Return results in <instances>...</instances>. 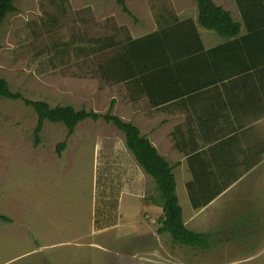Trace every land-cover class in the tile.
<instances>
[{"label":"rangeland","instance_id":"1","mask_svg":"<svg viewBox=\"0 0 264 264\" xmlns=\"http://www.w3.org/2000/svg\"><path fill=\"white\" fill-rule=\"evenodd\" d=\"M215 2L240 20L232 0ZM125 4L134 18L116 0H16L0 27V77L12 93L50 107L104 114L113 100L112 114L138 124L146 101L129 106L126 84L100 77L98 64L114 50L95 54L96 41L142 37L167 13L194 21L197 10L191 0ZM196 28L203 40L219 39ZM36 121L22 100L0 98V214L9 219L0 221V264H264V154L232 189L197 210L176 175L183 224L209 237L203 250L157 233L158 189L111 124L84 120L66 138L62 124L46 121L34 145ZM252 122L250 139L264 147V113ZM116 197L115 223L106 226L112 218L105 214L98 229L96 206Z\"/></svg>","mask_w":264,"mask_h":264},{"label":"trees","instance_id":"2","mask_svg":"<svg viewBox=\"0 0 264 264\" xmlns=\"http://www.w3.org/2000/svg\"><path fill=\"white\" fill-rule=\"evenodd\" d=\"M16 0H0V27L6 15L15 12ZM196 5V22L192 19L179 20L175 14L167 13L161 18L159 28L154 32L138 38L129 36L120 43L112 37L98 39L94 49L100 54L113 49L112 55L98 64L97 71L103 80L112 83H124L132 92L143 96L153 105H162L179 98L177 90H202L206 88L223 89L226 92L243 91L246 97L243 103V114L264 112V0H234L240 13L246 34L241 35V24L233 20L229 11L217 6L212 0H191ZM123 13L134 18L126 7L125 0H116ZM196 24L213 32L223 40L221 44L204 49ZM256 44V45H255ZM250 45H254L250 47ZM257 90V96L249 92ZM0 98L22 100L36 114L34 128V145L38 143V134L43 123L62 124L66 129V138L73 134L76 125L84 120H103L120 131L125 138V146L133 155L136 163L144 173L150 176L159 192L162 216L158 219L157 233H168L174 244L206 250L209 247L208 235L190 231L183 224L182 210L175 193V177L172 167L161 157L155 147L142 136L139 129L130 122L121 120L112 114L114 101L109 104L104 114L85 109L76 110L72 106L57 105L50 107L44 101L23 99L20 94L12 93L8 83L0 77ZM248 106V107H245ZM214 127H202L198 130L204 135ZM240 128L221 129L213 137V145L206 152L213 161H205L197 153L189 160L191 181L186 184L191 207L195 210L208 205L233 182L240 174L233 172L236 164L233 160L236 141L240 138ZM244 131H242V134ZM219 134V133H217ZM66 142L58 143L59 154ZM254 149L249 147L247 152ZM260 155L257 151L253 155ZM228 160L221 164L219 159ZM244 170L254 165L245 164ZM211 164L222 166L225 174L210 169ZM250 164V165H249ZM239 163L237 162V169ZM120 191L118 189L117 194ZM118 197L108 199L102 207L96 206L94 224L102 228V216H111L106 226L113 225L116 219ZM106 207V212L104 211ZM104 212V213H103ZM0 221L9 219L0 214Z\"/></svg>","mask_w":264,"mask_h":264},{"label":"crops","instance_id":"3","mask_svg":"<svg viewBox=\"0 0 264 264\" xmlns=\"http://www.w3.org/2000/svg\"><path fill=\"white\" fill-rule=\"evenodd\" d=\"M212 1L215 2V0ZM232 3L236 14L239 15V11L234 3V0H232ZM215 4L229 11L230 14H234L232 10L227 9L216 2ZM194 22H196V18ZM237 22L241 24L240 34L245 35L246 29L241 22V18ZM196 27L200 26L196 24ZM201 42L204 49H210L221 44L223 40L220 38L216 39V41L201 39ZM253 46L254 45H250V47ZM126 86L128 87V85ZM128 90L129 106L143 99L146 101L143 104V106H145L143 111L147 113V115H144L143 119H141L135 126L139 129L140 134L149 140L153 147H155L158 154L172 167L174 177H176V175H180L182 192H186V184L192 179L188 160L193 155L198 153L205 161H213L211 159L212 157L208 156L206 152L213 145V137L221 135V129H225L226 134L227 129H230L231 131L233 128H240L237 130L240 135V138L236 141L237 148L235 149L234 157L230 159L235 162L234 164H236V168L233 170L234 174L246 172L243 175L245 176L250 173V171L253 170L260 161V156L264 154V147L262 143H253L250 139V130L255 123L252 122V119H257L258 114H252V112L243 114V103L245 102L244 99L247 96L243 91H233L228 93L223 89L213 88L186 91L181 88L176 91L179 98H176L167 104L153 105L143 96L132 92L130 87H128ZM251 96H257L256 89L253 92H249L250 101H252ZM245 107L248 106L245 105ZM205 126L219 128V130L214 129L208 134L203 135L198 129ZM242 131H244L243 134ZM249 147H252L254 151L247 152ZM258 150L261 151V154L253 155ZM244 156H247L246 159L248 158L245 164H251V161L254 163V165L248 170H244V163L242 162V160L245 159ZM224 160L227 161L228 159L222 157L219 159V162L222 164ZM237 162L239 163L238 169ZM222 167L223 165L215 166L214 164H211L210 169L215 170L216 175L219 173L225 174ZM242 177L240 178L239 176V179L227 188L228 191L229 189H232L235 184L240 182L241 179H243ZM227 189H225V192H222L208 205L215 203L221 195L228 192ZM177 192L178 190L176 184V196L179 200Z\"/></svg>","mask_w":264,"mask_h":264}]
</instances>
